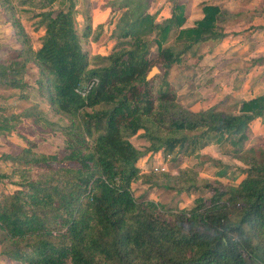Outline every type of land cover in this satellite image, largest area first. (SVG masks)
<instances>
[{
    "label": "trees",
    "instance_id": "obj_1",
    "mask_svg": "<svg viewBox=\"0 0 264 264\" xmlns=\"http://www.w3.org/2000/svg\"><path fill=\"white\" fill-rule=\"evenodd\" d=\"M79 1L39 0L40 47L26 45L0 63V84L28 99L23 73L32 60L42 95L66 119L64 146L56 152L37 151L27 140L19 153L0 157L23 164L7 174L13 186L0 194L1 254L16 264H264V151L244 150L252 122L264 116V97L243 102L240 114L193 111L179 103L169 79L194 44L227 36L219 24L224 10L205 4L204 16L185 27V0H169L171 15L162 21L149 12L150 0H112V8L125 9L120 41L107 54H91L84 47L91 24L77 27ZM0 3L13 7L12 0ZM175 28L184 44L179 51L164 44ZM154 66L160 72L148 79ZM95 76L99 83L81 96L76 88ZM14 117L20 116L0 119V130L11 129ZM141 130L147 151L165 155L179 146L194 153L228 142L246 174L231 185L193 167L163 171L160 178L175 182L167 188L208 195L197 196L192 208L138 200L133 183L158 177L138 166L146 152L131 137Z\"/></svg>",
    "mask_w": 264,
    "mask_h": 264
},
{
    "label": "rangeland",
    "instance_id": "obj_2",
    "mask_svg": "<svg viewBox=\"0 0 264 264\" xmlns=\"http://www.w3.org/2000/svg\"><path fill=\"white\" fill-rule=\"evenodd\" d=\"M39 0H12L13 7L0 3V63L8 64L26 45L38 48L44 27L37 15L41 9ZM112 0H80L77 27L81 32L87 22L91 31L84 47L91 54H107L120 40L116 38L123 25L120 20L125 9H114ZM185 27L193 26L204 16L205 4L218 5L225 17L219 24L227 32L220 42L206 40L194 44L184 55L182 64L170 69L169 79L177 89L178 101L193 111L215 108L228 114H240L243 102L264 97V0H185ZM56 4L54 7H57ZM149 12L162 21L171 14L169 0H150ZM22 30V32H21ZM178 28L172 30L164 43L175 51L184 47L177 40ZM24 34V35H23ZM28 38V44L24 38ZM153 39L154 35L148 36ZM152 49L157 50L152 42ZM28 81V99H20L18 90L0 84V119L11 115V129L0 130V157L4 153H19L27 146V140L36 143L35 150L54 153L64 146L63 129L66 119L61 118L42 95L40 72L37 65L29 60L23 73ZM28 110L34 116L20 114ZM132 142L143 152L138 166L142 172L158 173L156 181L133 183V193L138 200L153 199L169 208H192L194 199L208 195L206 189L197 192L178 193L167 188V181L154 166L163 163L164 173L175 175L186 167L195 168L201 177H209L226 184L237 185L245 176L246 165L235 156V150L228 142L211 143L194 153L179 146L174 153L147 151L149 141L143 130L131 137ZM250 148L264 151V116L255 119L249 129V139L244 150ZM23 166L13 160H0V194L3 188H11L8 171L13 166ZM163 172V171H161ZM160 176V177H159ZM1 251V246H0ZM0 264H16L0 252Z\"/></svg>",
    "mask_w": 264,
    "mask_h": 264
},
{
    "label": "built area",
    "instance_id": "obj_3",
    "mask_svg": "<svg viewBox=\"0 0 264 264\" xmlns=\"http://www.w3.org/2000/svg\"><path fill=\"white\" fill-rule=\"evenodd\" d=\"M99 83L98 77H92L89 80L85 81L83 84L76 88V91L83 97H86L89 92ZM166 168L163 163L154 166V171H164Z\"/></svg>",
    "mask_w": 264,
    "mask_h": 264
},
{
    "label": "water",
    "instance_id": "obj_4",
    "mask_svg": "<svg viewBox=\"0 0 264 264\" xmlns=\"http://www.w3.org/2000/svg\"><path fill=\"white\" fill-rule=\"evenodd\" d=\"M160 72V68L158 66H154L152 68V70L149 72L147 78L151 79L152 77H154L156 74H158Z\"/></svg>",
    "mask_w": 264,
    "mask_h": 264
},
{
    "label": "crops",
    "instance_id": "obj_5",
    "mask_svg": "<svg viewBox=\"0 0 264 264\" xmlns=\"http://www.w3.org/2000/svg\"><path fill=\"white\" fill-rule=\"evenodd\" d=\"M170 15H171V14H170ZM43 33H44V31H43ZM40 45H41V43H40ZM39 47H40V46H39ZM39 47H38V48H39ZM36 49H37V48H36ZM0 160H2V159H0ZM13 167H14V166H13ZM13 167H12V168H13ZM12 168L8 171V173H11ZM10 183H11V182H10ZM8 189H10V188H7V187H6V188H3L2 190H8Z\"/></svg>",
    "mask_w": 264,
    "mask_h": 264
}]
</instances>
